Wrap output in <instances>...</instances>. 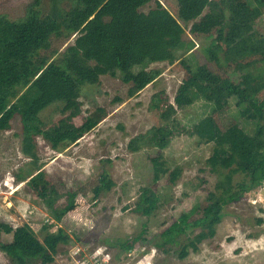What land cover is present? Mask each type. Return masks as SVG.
Returning a JSON list of instances; mask_svg holds the SVG:
<instances>
[{
    "label": "rangeland",
    "instance_id": "rangeland-1",
    "mask_svg": "<svg viewBox=\"0 0 264 264\" xmlns=\"http://www.w3.org/2000/svg\"><path fill=\"white\" fill-rule=\"evenodd\" d=\"M30 0H0V15L17 20L25 15ZM183 24L185 42H193V52L200 63H207L203 48L211 34L225 27L228 11L223 0H209L204 12L191 21L182 20L178 0H157ZM52 0H43L47 11ZM245 2L251 11L253 3ZM70 7V2L63 4ZM155 7L152 1L140 10ZM257 33L264 39V11L255 21ZM66 32L51 38L50 48L41 56L56 60L58 54L73 42ZM186 48L177 51L173 64L155 63L148 69L159 70V77L137 95H128L129 85L111 76H101L97 84H84L76 109L64 111L53 104L39 114L43 129L56 126L71 117L79 126L98 108L105 115L97 125L76 143H62L57 148L43 138L36 140L37 162L23 155L22 131L18 116L11 128L0 133V223L17 228L28 225L42 242L45 235L62 229L70 236V244L58 245L51 264H264V182L250 189L249 179L242 173L221 168L212 169L207 159L213 144L203 143L190 135L191 127L205 112L202 102H193L184 109L177 108L175 97L181 92V82L187 76L181 59ZM54 52L58 54L54 55ZM264 62V52L238 60L223 67L224 74L238 82L243 69ZM213 67V65H209ZM215 68V67H213ZM264 111V89L256 95ZM233 105L213 112L221 130L236 122ZM164 125L176 129L172 140L164 143L149 131ZM141 137L137 151L129 150L133 138ZM162 151L166 173L153 183L150 157ZM42 171L60 195L52 209H47L27 187L30 176ZM20 176L24 177L23 179ZM231 177V191L241 194L238 201L223 209V217L212 239L199 245L183 260L172 247L162 253L155 243L159 234L177 217L197 204H204L217 184ZM264 176V171H263ZM246 185L242 190L239 186ZM150 187L160 202L158 208L145 217L133 212L139 192ZM261 221V222H259ZM189 231V237L195 234ZM140 236L145 239L131 251H120L117 242ZM2 242H10L11 234L1 233ZM181 243L186 236L180 238ZM103 240L115 243L106 245ZM0 264H15L0 250ZM36 264H39L37 262Z\"/></svg>",
    "mask_w": 264,
    "mask_h": 264
},
{
    "label": "trees",
    "instance_id": "trees-1",
    "mask_svg": "<svg viewBox=\"0 0 264 264\" xmlns=\"http://www.w3.org/2000/svg\"><path fill=\"white\" fill-rule=\"evenodd\" d=\"M155 7L148 12L140 9L150 2ZM182 20L191 21L206 9L209 0H178ZM251 1L248 11L245 2ZM70 2V7L63 4ZM228 20L218 34H211L209 44L203 48L207 63L194 58L193 42H185L184 26L157 0H52L49 9L43 0H30L24 17L9 20L0 15V133L11 128V121L19 117L22 131L23 155L37 162L36 140L41 137L52 148L62 143H76L91 131L105 115L102 108L76 126L71 117L56 126L43 129L39 114L53 104L62 105L64 111L76 109L80 89L84 84H97L101 76L118 78L129 85L128 95L133 97L160 75L159 70L148 69L155 63L173 64L177 51L186 48L188 55L181 59L187 76L181 82V92L175 97L177 108L184 109L200 101L205 112L192 125L190 135L203 143H212L207 159L212 168L242 173L255 189L264 182V111L256 102V95L264 89V62L243 69L238 82L222 70L238 60L264 52V39L255 29L257 17L264 11V0H223ZM66 32L73 42L56 60L41 56L50 48L51 38ZM209 65H213L210 67ZM233 105L236 122L221 130L212 116ZM176 129L160 125L150 129L166 144ZM141 137L133 138L128 147L139 149ZM153 183L167 171L162 151L150 157ZM21 179L24 177L20 176ZM231 177L216 185L206 196L204 204L195 205L181 213L159 234L155 246L169 254L172 247L180 260L199 245L212 239L223 217V209L241 198L231 191ZM246 185H240L243 190ZM27 187L39 198L43 206L52 209L60 200L54 186L44 178L42 171L30 176ZM160 202L159 195L150 187L140 190L133 204V212L149 217ZM261 222V221H259ZM195 234L189 237V231ZM1 233L11 234L10 242H2L0 250L15 264H51L58 245L70 244V236L62 229L45 235L40 242L28 225L13 228L0 223ZM186 241L181 243V237ZM145 239L135 236L118 241L120 251H131ZM103 243L115 246L109 240Z\"/></svg>",
    "mask_w": 264,
    "mask_h": 264
}]
</instances>
